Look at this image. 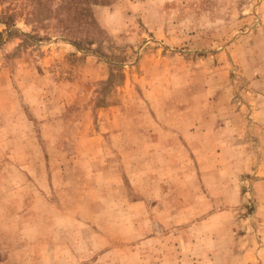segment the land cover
Masks as SVG:
<instances>
[{
  "label": "rangeland",
  "instance_id": "1",
  "mask_svg": "<svg viewBox=\"0 0 264 264\" xmlns=\"http://www.w3.org/2000/svg\"><path fill=\"white\" fill-rule=\"evenodd\" d=\"M28 3L0 0V264H264V0L94 4L81 47Z\"/></svg>",
  "mask_w": 264,
  "mask_h": 264
},
{
  "label": "trees",
  "instance_id": "2",
  "mask_svg": "<svg viewBox=\"0 0 264 264\" xmlns=\"http://www.w3.org/2000/svg\"><path fill=\"white\" fill-rule=\"evenodd\" d=\"M30 9L27 13L26 21L39 25L46 20L54 18L62 30L68 34L67 37L78 47L83 46L84 42L88 43L92 40L91 37H83L71 35L75 30L83 27H90L95 23L92 15L91 6L94 4H109L111 0H27ZM16 14H9L6 17V24H13V17ZM86 40V41H82Z\"/></svg>",
  "mask_w": 264,
  "mask_h": 264
}]
</instances>
